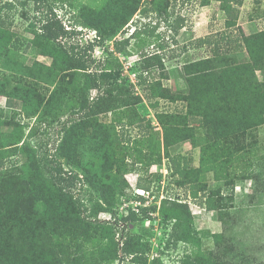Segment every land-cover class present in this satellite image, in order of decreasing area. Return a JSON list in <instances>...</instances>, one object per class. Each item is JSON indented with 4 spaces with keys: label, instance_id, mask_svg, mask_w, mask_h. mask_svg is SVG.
<instances>
[{
    "label": "trees",
    "instance_id": "1",
    "mask_svg": "<svg viewBox=\"0 0 264 264\" xmlns=\"http://www.w3.org/2000/svg\"><path fill=\"white\" fill-rule=\"evenodd\" d=\"M13 1L0 0V94L21 100L22 110L27 117H36L38 121L49 118V115H60L71 86L72 90L82 91L84 95L80 105H75L83 114L71 126L64 128L65 134L59 151L51 159L46 157V162L41 165L37 159L19 164L15 156L29 150L26 142L20 146L24 127L20 123H13L11 132L3 131L1 126L10 125L13 121L1 120L0 114V264H78L80 257L77 251L81 248L80 243L90 241L93 237L96 238V243H100V247H110L108 253L101 251L107 264L117 257L119 249L125 254H133L134 261L145 263L148 261L146 253L150 250L151 238L143 235L142 231L149 230L143 228L142 224L147 219H154L150 212L158 209L156 205L139 206V211L129 207L127 214L120 218L115 215V221L122 229L118 240L112 226L95 218L103 209L114 212L119 199L117 191H122L128 185L124 178L120 179L126 171V162L117 159L114 154V145L123 134L116 133V121L101 124L97 116L114 112L123 117L128 109L142 102L143 98L135 92L134 85L128 79H120L121 71L114 69L113 63L107 61L105 65H101L93 51L96 45H102L127 31L124 29L125 25L139 9L141 0H113L109 10L101 8L88 11L87 7L81 8L74 16V24L97 29L99 38L87 45L76 44L69 47L62 45L58 38L67 33L76 34L77 30H66L57 18L54 6L49 4L48 24L44 32L35 31L33 44L41 54L53 58L51 65L39 61L27 65L22 61L19 51L9 47L13 34L8 27L12 21L8 22L2 12L6 7L12 8ZM15 1L27 5L30 1L42 4L46 0ZM216 1L221 3L227 15L226 28L220 34H210L195 40L194 47L202 48L206 45L210 54L189 59L184 64L188 91L171 92L157 80L147 95L170 102L181 100L189 103L191 108L186 114L165 112L157 113L156 117L164 131L166 150L172 144L187 139L194 145L201 146L204 156L196 169L198 175L211 170L217 181L226 180L228 185L234 184L237 176H232L230 168L235 160L244 158L251 165L258 164L261 167L249 176V172L242 174L241 179L262 180L264 152L260 154L258 151L264 150V146L252 149L254 145L247 143V140L255 127L264 124V82L257 75V67L252 62L255 55L250 48L246 50L249 60L238 64L227 62L232 55L230 47L234 41L239 46L240 42L248 46L252 40V36L247 35L238 22V6L244 0ZM148 2L151 3L158 22L153 28L144 29L147 34L154 35L163 18L169 20L174 17L168 24L174 35L187 27V17L175 10L176 0ZM210 3L211 0H202L203 5ZM234 27L235 30H226ZM259 33L257 36L264 35V30ZM128 44L129 38L120 44V49H125ZM162 46H170L165 37ZM142 55L146 57L145 61L150 62L148 64L158 61L162 64L161 54L149 56L143 52ZM79 75L80 84H74ZM141 77V81L146 83L147 80ZM92 90H97L95 97H91ZM190 119L198 120L199 128H204L206 132L202 133L196 125H191ZM117 121L120 125H125L120 118ZM236 122L240 123L235 128L238 130L228 132L226 126ZM89 125L93 127L92 134L86 132ZM148 125L151 127V123ZM219 130L223 132L217 134ZM84 140L88 143L89 157L85 168L94 177L88 180L94 185V189H103L100 197L108 202V206L98 203L90 211L79 194L76 197L72 191L79 175L73 170H65L60 158L63 156L72 160L73 153H76ZM73 164L80 167L78 163ZM174 167V174L186 170V167L182 168L176 161ZM43 169L50 173L47 174L50 177L43 175L41 178L39 173ZM185 175H190V172H185ZM178 184L185 183L181 180ZM227 197L223 195L222 186L212 189L205 203L206 208L217 211L222 221L225 213L232 215L234 223L237 215L224 210L223 207L226 206H222ZM137 198L145 200V196L140 194ZM159 214L164 228L168 230L166 251L171 250L169 247L178 249L181 247L180 243L185 244V249L179 261L166 263L159 257L152 264H258L255 258L247 257L245 250L228 244L231 238L224 232L198 230L187 202L167 198L160 204ZM131 224L138 225L139 231L133 232ZM206 236L213 238L216 248H204L203 239ZM188 250L194 253L188 254Z\"/></svg>",
    "mask_w": 264,
    "mask_h": 264
},
{
    "label": "rangeland",
    "instance_id": "2",
    "mask_svg": "<svg viewBox=\"0 0 264 264\" xmlns=\"http://www.w3.org/2000/svg\"><path fill=\"white\" fill-rule=\"evenodd\" d=\"M112 1L46 0L42 4L30 1L27 5H22L14 0L12 8L6 7L2 12V16L8 19V22L12 21L8 27L13 34L9 47L12 50H18L22 61L27 65H32L35 61L51 65L53 58L41 54L39 48L33 44L35 31L44 32V28L48 24V5L52 4L54 6V12L66 30L71 31L73 28L77 30L76 34L67 33L58 38L62 45L69 47L76 44L87 45L94 42L92 38L95 34L99 35L98 30L95 28L74 24V16L79 10L83 7H87L88 11L101 8L109 10ZM148 1L152 0L140 1L139 9L134 12L125 25L126 32L119 33L113 40H107L102 45H96L93 51L94 57L101 65H105L107 61L113 63V68L115 67L114 69L121 71L120 79H128L134 85L135 92L143 98L142 102L128 109L123 117L114 114V112L102 113L97 116L101 124L116 121V133L123 134V136H119L120 140L114 145V154L117 159L126 162V171L123 172L120 179L124 178L128 185L122 191H117L119 199L114 207V212L117 214L103 209L95 218L112 226L118 240V238H121L122 229L120 228L121 225L115 221L116 216L120 218L127 214L129 207L134 209L138 200L143 204H147L142 205L144 207L152 205L158 207L156 211L150 212L154 219H147L142 224L143 228L149 230L147 232L142 231L143 235L145 238H151L150 250L146 253L148 261L145 263L134 261L133 254H125L122 249H119L117 257L109 264H152V261L159 257L164 260H161L162 262L166 263H173V260L179 261L181 259L185 244L180 243L181 247L178 249L169 247L171 250L166 251L168 230L163 226L159 207L162 201L167 198L189 204L194 216V225L198 230H210L212 233L224 232L227 237L231 238L229 242L227 241L228 244L234 245L237 249L245 250L247 257L249 259L255 258L258 264L264 263V178L257 181L255 179H241L242 174H248L249 172L247 175L249 176L253 171H258L261 166L258 164L251 165V162L246 161L244 158L235 160L230 169L232 176L237 177L234 184L230 185L227 184L226 180L217 181L211 170L203 171L198 175L196 169L199 168L200 160L204 156L201 146L194 145L190 139H187L172 144L166 150L164 131L156 117L157 113L165 112L186 114L191 108L189 103L181 100L170 102L160 97L153 98L147 95L149 89L153 88L157 80H160L162 86L169 88L171 92L188 91L183 66L189 59H198L210 54V49L206 45L202 48L194 47L195 40L210 34H220L225 30L227 15L224 8L216 0H211V3L207 5H203L202 0H176L175 10L187 17V27L183 28L178 35H174V32L168 26L174 17H170L169 20L163 18L154 35L151 36L144 32V29L153 28L158 22V18ZM238 8L240 12L238 22L245 33L252 36V40L248 43V46L241 42L239 46L233 39L234 42L230 47L233 52L231 51L232 55L227 62L238 64V62L249 60V54L246 50L250 48L255 55L252 62L257 67V75L264 82V35L257 36V34H260V30H264V0H244V3ZM24 12L26 13L24 14ZM196 25L201 30L199 32V34H202L201 36H198L196 30L194 31ZM235 29L234 27L226 30ZM205 31L208 32L205 34ZM235 36L236 33L233 38ZM164 37L170 45L169 47L162 46ZM127 38H129L128 46L125 49H120V44ZM96 39L94 38V40ZM143 52L148 53L149 56L161 54L162 64L159 61L148 64L150 62L145 61L146 57L142 55ZM141 76L147 80L146 83L141 81ZM80 78L79 75L74 80V84H80ZM70 88L67 99H65L66 105L60 115L55 117L48 114L49 118L40 121L36 117H27L22 110L23 103L21 100L0 94L1 120L13 121L10 125L3 124L1 129L11 132L13 123H20L24 127L23 140L20 146L26 142L29 150L27 149L24 153L15 156L20 165L30 163L31 159H37V162H40L41 165L46 162V157L51 159L59 151L58 148L65 134L64 128L71 126L83 114L78 106L84 93L72 90V86ZM96 95L97 90H92L91 97ZM119 118L125 122V125H120L117 121ZM133 120L136 122L128 123ZM140 120H143L142 123L139 122ZM148 123H151V127ZM189 123L199 128L198 120L190 119ZM239 125V122L233 125L228 124L226 130L228 132L238 130L235 128H238ZM145 127H148V129ZM199 130L202 133L206 132L204 128H199ZM92 131V125H89L86 132L92 134ZM219 132L222 133L223 130L217 131V134ZM247 143L254 145L252 149L263 148L264 124L255 127L251 131ZM87 147L88 143L84 140L81 142L79 149L77 148L78 151L76 150V153H73L72 160L69 157L62 156L60 158L65 170H73L79 175L72 191L76 197L79 194L78 196L81 197L83 204L90 211L92 206H96L98 203L108 206V202L100 197L101 193L104 192L103 189H94V185H91L88 180L94 177L91 176L90 172H87L88 168H85L87 162L89 163ZM263 152L262 149L258 151L260 154ZM69 161L71 163H68ZM174 161H176V164L180 163L182 168L186 167V170L174 174ZM73 163H78L80 167L75 166ZM53 165H56V163L53 162ZM42 172L39 173L41 178H43V175L48 177L47 174H50L45 169ZM185 172H190V175H185ZM37 179L39 178L37 177ZM181 180L184 181V185L178 184V181ZM220 186L223 188V195L228 196L222 203V206H226L223 209L237 215L234 223L231 220L232 215L229 216L225 213L223 222L220 220L217 211L206 208L205 203L209 192ZM138 189L144 191L142 193L145 200L137 198ZM225 222L227 224L224 225ZM131 228L133 232L139 231L138 225L131 224ZM95 239V237L90 241L83 239L84 242L80 243L81 248L77 251L80 257L78 264H107L101 255V251L108 253L110 247L108 249L100 247V243H96ZM203 242L204 248H216V244L210 236H206ZM103 244L106 245V243ZM188 251V254L194 253L191 250Z\"/></svg>",
    "mask_w": 264,
    "mask_h": 264
},
{
    "label": "built area",
    "instance_id": "3",
    "mask_svg": "<svg viewBox=\"0 0 264 264\" xmlns=\"http://www.w3.org/2000/svg\"><path fill=\"white\" fill-rule=\"evenodd\" d=\"M94 38H99V36L95 34ZM94 38H92V41H95ZM139 191H140V192H139ZM142 192H144V191L138 189V193H139L140 195H144ZM140 205L142 206V205H147V204H143L142 202H140V201L138 200L137 205H136L135 207H139ZM135 207H134V210L136 209L137 211H139V208H135ZM128 212H129V209H128Z\"/></svg>",
    "mask_w": 264,
    "mask_h": 264
},
{
    "label": "crops",
    "instance_id": "4",
    "mask_svg": "<svg viewBox=\"0 0 264 264\" xmlns=\"http://www.w3.org/2000/svg\"><path fill=\"white\" fill-rule=\"evenodd\" d=\"M204 29V28H203ZM196 30V33H198V36H201L202 34H199V32L201 31L200 30V28H199V26L198 25H196L195 27H194V31ZM206 32H208V31H205L204 33L206 34Z\"/></svg>",
    "mask_w": 264,
    "mask_h": 264
}]
</instances>
